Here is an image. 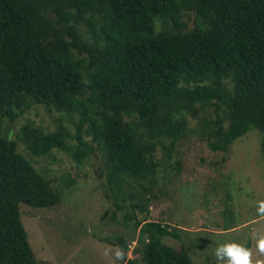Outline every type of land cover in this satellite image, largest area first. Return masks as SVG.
<instances>
[{
  "label": "trees",
  "instance_id": "trees-1",
  "mask_svg": "<svg viewBox=\"0 0 264 264\" xmlns=\"http://www.w3.org/2000/svg\"><path fill=\"white\" fill-rule=\"evenodd\" d=\"M34 105L76 114L74 133L28 121L10 138L3 123ZM253 128L264 156V0H0V264H39L19 204L61 201L28 159L54 162V151L78 164L99 158L103 216L125 211L132 222L109 242L126 258L137 241L124 264H193L177 229L146 217L161 160L189 133L227 152Z\"/></svg>",
  "mask_w": 264,
  "mask_h": 264
},
{
  "label": "rangeland",
  "instance_id": "rangeland-1",
  "mask_svg": "<svg viewBox=\"0 0 264 264\" xmlns=\"http://www.w3.org/2000/svg\"><path fill=\"white\" fill-rule=\"evenodd\" d=\"M195 19L194 13L185 12L182 17L187 28L193 27ZM199 120L192 118L190 125H198ZM28 121L46 131L68 126L74 133L78 116L34 105L12 122H4L5 133L15 138V133ZM261 139L262 133L253 128L223 152L212 151L205 139L189 133L172 152L170 161L176 167L171 174L163 171L170 161L161 160L146 217L177 229L189 246L193 264H216L215 248L229 241L246 244L252 249L254 260L264 259L255 247L259 236L264 235V217L257 214V204L264 200ZM19 150L25 154L20 145ZM54 152L57 155L54 162L43 157H34L33 161L34 158L24 155L61 190V201L52 207L19 204L20 218L38 263L124 264L126 258H136L132 249L137 241L126 249V258L117 244L109 242L114 235L131 234L132 222L124 221L125 211L118 212L115 221L110 214L103 216L110 209V202L105 199L95 172L99 158L92 157L94 164L87 161L78 164L67 152ZM157 156L161 157V152ZM68 175L75 182L62 186L59 180ZM138 216L143 220L145 213ZM162 240L180 249L179 239L165 236Z\"/></svg>",
  "mask_w": 264,
  "mask_h": 264
},
{
  "label": "clouds",
  "instance_id": "clouds-1",
  "mask_svg": "<svg viewBox=\"0 0 264 264\" xmlns=\"http://www.w3.org/2000/svg\"><path fill=\"white\" fill-rule=\"evenodd\" d=\"M257 214L264 217V200L257 204ZM256 252L264 256V235L256 241ZM216 264H264V259H253V251L246 244L229 241L219 244L215 250Z\"/></svg>",
  "mask_w": 264,
  "mask_h": 264
},
{
  "label": "built area",
  "instance_id": "built-area-1",
  "mask_svg": "<svg viewBox=\"0 0 264 264\" xmlns=\"http://www.w3.org/2000/svg\"><path fill=\"white\" fill-rule=\"evenodd\" d=\"M134 241H132V243H133ZM130 246H131V243L128 245V247H129V249H130Z\"/></svg>",
  "mask_w": 264,
  "mask_h": 264
}]
</instances>
